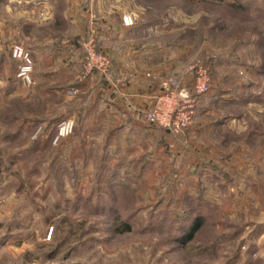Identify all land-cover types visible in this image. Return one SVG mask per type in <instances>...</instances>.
Masks as SVG:
<instances>
[{
  "label": "rangeland",
  "instance_id": "1",
  "mask_svg": "<svg viewBox=\"0 0 264 264\" xmlns=\"http://www.w3.org/2000/svg\"><path fill=\"white\" fill-rule=\"evenodd\" d=\"M3 1L10 54L22 42L5 25L24 2ZM96 12L125 27L140 71L183 74L190 89L206 64L211 89L196 96L193 123L168 132L179 149L163 145L153 183L126 179L99 150L96 162L69 161L54 139L37 132L21 150L22 136L0 129V264H264V0H102ZM95 49L114 77L119 55Z\"/></svg>",
  "mask_w": 264,
  "mask_h": 264
},
{
  "label": "crops",
  "instance_id": "2",
  "mask_svg": "<svg viewBox=\"0 0 264 264\" xmlns=\"http://www.w3.org/2000/svg\"><path fill=\"white\" fill-rule=\"evenodd\" d=\"M16 1H23L24 8L13 15L23 16L8 18L5 31L11 44L18 39L30 52L34 63L32 85L24 88L16 80V62L0 30V87L7 94L6 100L0 99V129L17 137L16 141L22 136L21 150H26L31 143L26 138L37 133L38 126V136L52 145L55 124L70 118L75 124L72 135L53 143L61 155L67 152V160L71 161L74 154L90 152L85 160L96 162L93 152L99 150L109 167L128 168L126 179L157 182L160 149L165 145L166 151L175 152L179 144L165 130L148 125L144 115L160 91L161 80L173 75L140 71L141 66L132 61L140 56L139 46L126 43L125 27L119 19L115 23L114 18H100L96 12L102 0L3 2L9 6ZM88 38L102 52L114 58L119 55L118 72L111 80L83 76L81 43ZM118 40L123 52H116L114 44ZM189 133L200 138V129ZM201 144L203 141L198 142V146ZM14 149L20 150L18 146ZM145 172L149 175H141Z\"/></svg>",
  "mask_w": 264,
  "mask_h": 264
},
{
  "label": "built area",
  "instance_id": "3",
  "mask_svg": "<svg viewBox=\"0 0 264 264\" xmlns=\"http://www.w3.org/2000/svg\"><path fill=\"white\" fill-rule=\"evenodd\" d=\"M125 24L132 18L123 19ZM82 74L97 75L105 80H111L109 59L97 51L91 39L82 44ZM10 57L16 62L15 77L24 88L32 85L33 61L28 49L21 43H14L10 48ZM192 69V68H191ZM195 76L190 83V89L182 87L185 75L168 76L161 80L159 92L153 96L151 107L145 112V122L153 127L163 129L171 134L179 135L188 128L195 118L196 96L210 91L209 67L198 63L194 66ZM40 126L36 132H39ZM54 141L68 136L74 129V121L70 118L59 120L55 126Z\"/></svg>",
  "mask_w": 264,
  "mask_h": 264
},
{
  "label": "trees",
  "instance_id": "4",
  "mask_svg": "<svg viewBox=\"0 0 264 264\" xmlns=\"http://www.w3.org/2000/svg\"><path fill=\"white\" fill-rule=\"evenodd\" d=\"M216 1H222V0H216ZM197 225H195L192 229H191V233H189L188 237H191V234L193 231H195L197 229ZM129 226H124V230H129Z\"/></svg>",
  "mask_w": 264,
  "mask_h": 264
}]
</instances>
